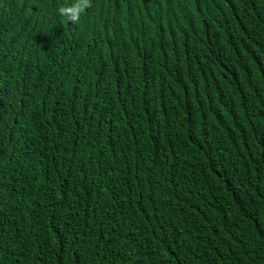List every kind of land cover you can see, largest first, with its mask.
I'll use <instances>...</instances> for the list:
<instances>
[{
  "label": "trees",
  "instance_id": "16d2710c",
  "mask_svg": "<svg viewBox=\"0 0 264 264\" xmlns=\"http://www.w3.org/2000/svg\"><path fill=\"white\" fill-rule=\"evenodd\" d=\"M0 264H264V0H0Z\"/></svg>",
  "mask_w": 264,
  "mask_h": 264
},
{
  "label": "clouds",
  "instance_id": "9594fccd",
  "mask_svg": "<svg viewBox=\"0 0 264 264\" xmlns=\"http://www.w3.org/2000/svg\"><path fill=\"white\" fill-rule=\"evenodd\" d=\"M86 2H87V0H85V3H86ZM76 18H77V17H75V16L73 17V19H76Z\"/></svg>",
  "mask_w": 264,
  "mask_h": 264
}]
</instances>
